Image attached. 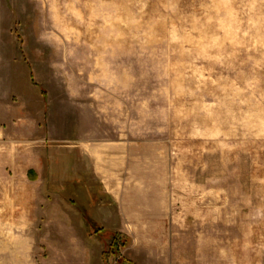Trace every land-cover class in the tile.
<instances>
[{"label":"rangeland","instance_id":"374dc122","mask_svg":"<svg viewBox=\"0 0 264 264\" xmlns=\"http://www.w3.org/2000/svg\"><path fill=\"white\" fill-rule=\"evenodd\" d=\"M78 140L126 147L164 230H70L83 200L34 196L35 159ZM85 239L105 264H264V0H0V264Z\"/></svg>","mask_w":264,"mask_h":264},{"label":"crops","instance_id":"0c3cea01","mask_svg":"<svg viewBox=\"0 0 264 264\" xmlns=\"http://www.w3.org/2000/svg\"><path fill=\"white\" fill-rule=\"evenodd\" d=\"M69 150H65L61 162L49 161L48 173L43 174L40 162L35 159L32 171L38 172L37 180L31 182L34 196L40 194L45 184L48 191L56 192L62 186L64 197L81 199L87 205L80 214L64 212L60 220L70 230L84 231H123L139 232L164 230L159 211L152 212L141 205V193L134 191L130 184L136 182L137 176L133 169L134 160L123 154L126 147L104 145L100 142L88 143L78 140ZM123 155V158H122ZM72 157V158H69ZM37 158H39L37 154ZM138 199V200H137ZM131 248L144 246L131 234ZM75 242V241H74ZM70 246L79 249L65 250L57 256L59 264H105L104 250L97 240H78ZM68 245H66L67 247ZM93 247H99L92 249ZM50 259H52L50 257ZM124 264H147V260L136 256H127ZM120 264L119 258H116ZM108 263H111L108 262Z\"/></svg>","mask_w":264,"mask_h":264}]
</instances>
